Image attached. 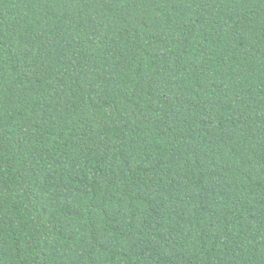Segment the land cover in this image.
Listing matches in <instances>:
<instances>
[{"label":"trees","instance_id":"16d2710c","mask_svg":"<svg viewBox=\"0 0 264 264\" xmlns=\"http://www.w3.org/2000/svg\"><path fill=\"white\" fill-rule=\"evenodd\" d=\"M0 264H264V0H0Z\"/></svg>","mask_w":264,"mask_h":264}]
</instances>
